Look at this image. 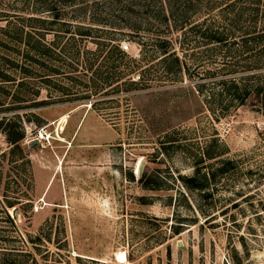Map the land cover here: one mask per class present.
Returning <instances> with one entry per match:
<instances>
[{
    "label": "rangeland",
    "instance_id": "rangeland-1",
    "mask_svg": "<svg viewBox=\"0 0 264 264\" xmlns=\"http://www.w3.org/2000/svg\"><path fill=\"white\" fill-rule=\"evenodd\" d=\"M24 3L0 0V26L17 21L5 15L24 13ZM96 11L126 56L116 50L111 60L97 40L65 36L55 46L79 51L57 63L75 68L45 81L0 49V246H23L40 264H264L259 99L251 92L234 105L209 82L198 91L219 60L188 52L189 71L176 76L153 67L154 41L143 52L129 38L135 26L153 34L150 12ZM92 13L67 18L91 24ZM104 77L124 78L109 86ZM12 131L24 132L20 147Z\"/></svg>",
    "mask_w": 264,
    "mask_h": 264
},
{
    "label": "trees",
    "instance_id": "trees-1",
    "mask_svg": "<svg viewBox=\"0 0 264 264\" xmlns=\"http://www.w3.org/2000/svg\"><path fill=\"white\" fill-rule=\"evenodd\" d=\"M116 4L124 9L146 10L156 20L153 36L141 34L136 26L129 33L131 40L139 38L137 42L143 46V52L148 41H154L159 59L153 67H159V71L166 75L176 76L177 73L189 71L185 63L188 52H191L193 60L194 57L208 63L219 60L220 73L217 74L212 67L204 68L202 79H215L196 81V89L200 91L209 82L223 92L226 100L237 106L243 104L253 92L264 112V0H25L24 13L5 15L22 23L9 18L8 29L0 26V32L8 38L6 43L4 37L0 38V49L5 48L12 54L13 66L19 67L23 74L41 72L45 81L59 74L61 68H75L73 63H57L58 56L71 55L75 58L79 51H68L67 42H62L60 49L55 46L65 36L75 39L78 35L97 40L96 44L101 45L97 51H107L105 56L109 54L111 60H114L112 53L117 51L121 57L126 56L123 49L111 45L117 30L100 24L104 23L101 21L103 19L96 18L97 7ZM90 11H93L91 24L82 20L71 21L82 18ZM28 26L29 31L26 30ZM48 33L54 35L53 43L46 41ZM198 46H203V49L197 57L193 51ZM59 50L62 54H59ZM20 57L24 59L23 63L17 61ZM131 64H127L129 71L136 67L135 63ZM123 78L113 81L104 77V82L113 86ZM132 82L135 84L138 81ZM23 137L24 132L8 133V139L18 147ZM0 264L40 263L23 246H0Z\"/></svg>",
    "mask_w": 264,
    "mask_h": 264
},
{
    "label": "built area",
    "instance_id": "built-area-1",
    "mask_svg": "<svg viewBox=\"0 0 264 264\" xmlns=\"http://www.w3.org/2000/svg\"><path fill=\"white\" fill-rule=\"evenodd\" d=\"M122 47L124 48V49H128V44H124V45H122Z\"/></svg>",
    "mask_w": 264,
    "mask_h": 264
},
{
    "label": "bare ground",
    "instance_id": "bare-ground-1",
    "mask_svg": "<svg viewBox=\"0 0 264 264\" xmlns=\"http://www.w3.org/2000/svg\"><path fill=\"white\" fill-rule=\"evenodd\" d=\"M137 165H138V164H137ZM139 168H140V167H139ZM120 258H121V259H124V258H125V256H120Z\"/></svg>",
    "mask_w": 264,
    "mask_h": 264
}]
</instances>
